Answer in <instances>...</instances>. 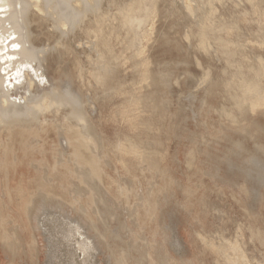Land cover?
<instances>
[{
	"label": "bare ground",
	"instance_id": "6f19581e",
	"mask_svg": "<svg viewBox=\"0 0 264 264\" xmlns=\"http://www.w3.org/2000/svg\"><path fill=\"white\" fill-rule=\"evenodd\" d=\"M157 2L158 0H0L1 250L13 252L18 247H27L35 251L32 254L34 264H57V239L53 238L50 230L54 229L50 228V224L55 220L45 212V215H41L36 214V211L46 202H56V195L61 191L81 194L87 189L90 190L93 201L96 196L97 200L99 196L102 201L103 207L97 203L96 211L103 216L101 222L107 227L106 230L113 233L111 240L115 242L119 239L124 243L119 247L123 255L116 258L115 264L253 262L247 254L249 250H245L244 240L240 239L244 241L242 244L237 238L233 240L222 235L219 237L221 233L218 231L219 238L215 237L217 233L205 235L196 231L202 254L198 262L176 259L167 247L155 243L158 233L166 242L172 233L174 235L170 244L175 248L180 246L172 224L155 222L159 209L160 216L163 210V207L157 209L159 198H155L158 190L156 177L161 175L162 178L160 190L163 191V196L159 200L163 204L169 200L168 164L164 163V154H161L160 158L157 157L159 144L151 133L141 131L136 123L128 119V130H134L136 133L132 138L124 132V126H121L119 119L126 111L130 112L131 118V114L136 110H148L160 121L164 118L160 94L164 87H167V80L159 72H153L151 75V89L141 92L138 101L141 103L140 108H126L127 98L123 89L122 65L127 61L140 65L149 62L145 48H150L153 44L152 34L157 29L156 16L159 14V17L166 18L169 15L170 0H161L160 6ZM184 5L189 10L190 5L185 1ZM215 11L216 8L208 4L194 22L198 28L196 32L199 42L204 48L208 44L207 28L215 27V20L210 22L207 19L210 18L209 14L213 15ZM223 49L226 56L233 54L228 48ZM253 60L262 63L263 57L261 54H255ZM142 71L146 72L148 69ZM239 75L244 74L240 72ZM226 86L233 89L231 96L235 100L248 99L254 106L264 101V94L255 79L250 81L239 76L237 81H230ZM108 111L118 122L114 126L112 136L106 129ZM123 117L126 118L124 115ZM234 128L242 130L236 122ZM140 136H143V140ZM232 145L234 154H249L239 139L234 140ZM250 157L251 154L248 158ZM250 160L260 178H263L264 166L253 158ZM114 162L120 164L124 174L132 176V187L137 199L134 210L142 219L141 222L133 223L136 224L135 229L124 223V235H119L120 231L109 229L107 219L108 216H113L109 204L114 202L111 197L108 198L99 182L95 181L96 177H111L109 168H114L118 173L119 168ZM252 170L248 171L249 175ZM72 177L80 182H72ZM128 177L126 176V179ZM140 190H144L145 195H142ZM15 208H23V214L34 221L29 239L24 243L13 238L18 227H9V224L14 222L11 217L14 216ZM116 213L115 217L120 215ZM147 219L148 222L144 223ZM119 225L122 227L121 223ZM68 228L70 227L66 229ZM56 229L59 230V227ZM81 231L80 226L75 225L66 235L70 244L62 243L65 245L63 248L71 245L69 251L72 255L67 258L68 264H88L91 260L87 257L93 246L91 241L81 237ZM41 235L42 238L39 237ZM130 235L135 237V240L125 241ZM42 241L46 244L42 245ZM116 246L115 243L108 244L109 248ZM76 249L82 255L88 256H83L81 260L75 259L73 256ZM41 256L46 259L41 260ZM1 258L0 254V264H3ZM91 263L90 261L89 264Z\"/></svg>",
	"mask_w": 264,
	"mask_h": 264
},
{
	"label": "rangeland",
	"instance_id": "374dc122",
	"mask_svg": "<svg viewBox=\"0 0 264 264\" xmlns=\"http://www.w3.org/2000/svg\"><path fill=\"white\" fill-rule=\"evenodd\" d=\"M184 1L190 5L189 10L186 9ZM208 4L216 8L215 13L209 14L210 18L207 19L210 22L215 20V27L207 28L208 44L204 48L199 42L196 32L198 28L194 22ZM157 5H161V0H158ZM159 16H156L157 29L152 34L153 44L150 48H145L149 62L140 65L127 61L122 69L123 89L127 98L125 105L128 110L134 109V106L140 108L139 96L141 92L151 89L153 72H159L166 78L167 87L160 94L164 118L160 121L148 110H136L131 118L130 112L126 111L119 119L121 126H124V132L132 138L135 131L128 130L129 121L136 123L141 131L151 133L159 144L157 157L164 154V163L168 164L169 200L163 204L159 200L163 196V191L160 190L162 178L161 175L156 177L159 190L155 193V198H159L157 209L163 207V210L160 216L159 209L155 222L172 224L180 246L175 248L170 244L174 235L172 233L167 242L158 233L155 243L167 247L176 259L198 262L202 254L196 231L205 235H215L218 231L221 234L219 236L217 233L216 238L222 235L233 240L237 238L239 242L244 240L245 244L244 241L241 242L245 250H249L247 254L250 261L253 260V264H264V177L260 178L250 160L253 158L264 166V101L254 106L248 99L235 100L231 96L233 89L226 86L228 82L237 81L239 76H243L250 81L255 79L264 94V0H170L169 15L166 18ZM225 47L233 54L226 56L223 52ZM255 54H261L262 63L253 60ZM144 69L148 71L143 72ZM240 72L244 75H239ZM234 122L242 130L235 129ZM106 124L107 132L112 136L118 122L109 111ZM140 139L143 140V136ZM232 139H239L249 154H234ZM250 154L251 157L248 158ZM114 163L119 168L118 173L114 168H109L111 177L104 175L101 178L96 177L95 181L99 182L108 198L111 197L114 202L109 204L113 212V216H108L107 219L109 229L120 231L121 234H118L124 235V223L135 229L136 224L133 223L141 222L142 219L134 210L137 199L132 187V176L128 177L130 175L123 173L120 164ZM251 169L254 171L249 175L248 171ZM71 181L80 182L75 177ZM83 192L81 195L61 191L56 195V202H46L45 206L36 211V214L46 213L56 221V224L50 222L55 225L50 224V228L55 229L50 230L53 238L57 239L56 254L59 251L55 263L68 264L67 258L72 254L69 251L71 245L63 248L70 244L66 235L72 227L79 225L83 233L81 237L91 241L93 246V250H89L90 255L85 254L88 260L91 259L89 263L115 264L116 258L123 255L120 248L124 243L119 239L113 242V233L103 226V216L96 211V205L103 207L99 196L98 200L96 196L93 201L90 190L84 189ZM140 192L144 194V190ZM114 213L120 215L115 217ZM13 215L15 219L14 216L11 217L14 222L9 227H18L13 238L24 243L29 239L34 221L23 214V208H15ZM147 222L148 219L144 221ZM56 225L60 231L56 229ZM62 230L67 232L64 234ZM134 238L130 235L125 241L131 239L133 242ZM106 240L109 242H105ZM113 243L117 246L109 248L108 244ZM44 244L46 242L42 241V245ZM33 253L35 251L27 247H18L13 252L0 249L3 264H34ZM85 255L76 249L73 257L81 260ZM41 258L46 259L44 256Z\"/></svg>",
	"mask_w": 264,
	"mask_h": 264
},
{
	"label": "snow or ice",
	"instance_id": "6c2138e0",
	"mask_svg": "<svg viewBox=\"0 0 264 264\" xmlns=\"http://www.w3.org/2000/svg\"><path fill=\"white\" fill-rule=\"evenodd\" d=\"M13 47H18V45H13ZM0 55H2V53H0ZM14 58V57H13Z\"/></svg>",
	"mask_w": 264,
	"mask_h": 264
}]
</instances>
